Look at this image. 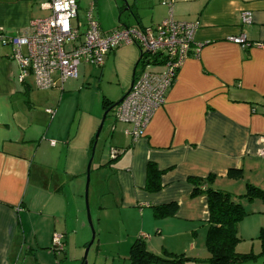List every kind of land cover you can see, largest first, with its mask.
Instances as JSON below:
<instances>
[{
  "label": "crops",
  "instance_id": "crops-1",
  "mask_svg": "<svg viewBox=\"0 0 264 264\" xmlns=\"http://www.w3.org/2000/svg\"><path fill=\"white\" fill-rule=\"evenodd\" d=\"M98 2L77 0L72 24H78L80 31L84 23L80 27L79 9L86 11L93 5L99 23ZM128 2L130 12L118 16L117 26L103 30L99 24L103 33L124 26L153 25L170 16L197 24L194 42L200 44V50L180 65L144 136L132 141L124 133L130 125L115 117L109 126L110 147L122 153L100 162L96 170L106 178L111 175L117 190L112 213L122 229L110 241L117 246L113 260L125 264L137 237L154 253L165 250L195 257L204 246L207 207L205 195H191L194 186L189 178L213 174L212 187L233 195L235 190L243 193L246 182L262 185L247 178V172L264 181V167L259 165H264L259 154L264 146V46L256 44L264 43V0ZM40 5L41 0H0V31L14 35L30 21L47 16L49 11ZM243 12L250 13V23H243ZM238 35H244L248 44L231 39ZM123 46L109 52L106 60L116 57ZM152 66L161 69L158 64L149 68ZM138 71L135 68L134 75ZM18 73L10 44L0 40V264H27V259L20 261L23 254L28 255L29 264H58L53 252V262L44 260V254H51L54 233L63 234L64 249L57 254H62L60 259L75 255L89 240L81 177L86 173L94 135L90 140L88 135L78 137L80 120L71 134L79 107L72 96L78 95L77 88L65 91L63 83L38 89L31 75L20 82ZM41 97L45 100L40 103ZM101 109L104 111L102 104ZM148 163L161 171L160 188L154 192L145 188ZM238 167L243 169L242 178L226 177L229 168ZM71 180L77 183L69 187ZM99 191L96 189L93 208L102 226L108 206ZM172 201L178 205L174 215L154 216V206ZM131 213L134 220V214L138 218L132 230L125 226Z\"/></svg>",
  "mask_w": 264,
  "mask_h": 264
},
{
  "label": "built area",
  "instance_id": "built-area-1",
  "mask_svg": "<svg viewBox=\"0 0 264 264\" xmlns=\"http://www.w3.org/2000/svg\"><path fill=\"white\" fill-rule=\"evenodd\" d=\"M40 6L49 14L30 21L25 30L14 35L0 31V40L10 44L11 58L18 65V80L22 82L31 75L38 89L55 88L67 79L76 78L81 63L102 66L109 52L134 44L145 56L141 55V68L128 92L113 108V115L117 121L130 125L124 133L132 141L144 136L154 111L164 103L180 65L191 53L200 50V44L194 42L197 24L169 16L153 25L124 26L103 33L94 6L90 5L85 11L84 29L80 31L78 24L71 22L77 15V0H41ZM241 17L243 23L251 22L249 12H243ZM231 39L248 44L244 35ZM256 44L264 46L261 42ZM155 64L161 69L149 68ZM47 111L53 113L51 109ZM261 140L264 141V134ZM120 152L109 147L108 155L115 158ZM259 154L264 157V146ZM50 249L56 254L63 251V234L52 235Z\"/></svg>",
  "mask_w": 264,
  "mask_h": 264
},
{
  "label": "rangeland",
  "instance_id": "rangeland-1",
  "mask_svg": "<svg viewBox=\"0 0 264 264\" xmlns=\"http://www.w3.org/2000/svg\"><path fill=\"white\" fill-rule=\"evenodd\" d=\"M126 3L129 5L128 0H99L98 5L100 6L102 13L99 16V24L101 28H103V30H108L109 27L112 28L117 26L119 24L118 16H122L130 12L126 9ZM109 9H111V12ZM84 19L85 11L79 9L78 20L81 25L80 27H83L82 23H84ZM71 22L75 24L76 21L75 19H72ZM138 56L139 49L137 48V46H135L134 44L125 45L121 48L120 51L117 50L116 57L113 58V55L109 56L108 60H106L105 57L104 60H106V62L102 67H96L92 64L87 63L80 64L78 66L77 79L72 80L71 82H69V80L64 82L65 91L76 88V91H78V95H72L74 100L78 101L79 107L73 125L71 127V134L78 127L80 120V130L78 132V137L80 135H88V140H90L91 137L95 135V132L104 113V111H102L101 109V101L103 96L113 102H116L127 92L132 80L133 67ZM140 68L141 63H138L136 66V70H139ZM150 69L155 68L152 66ZM58 95L59 93L57 94L56 99H58ZM44 100L45 98L41 97L40 103ZM43 107L44 105L40 104V109H43ZM112 121L115 122V119L111 110L107 113V117L105 118L98 138L94 144L93 154L91 156L88 184V209L92 226H90L87 220L84 200L86 173L81 177L82 199L85 209V221L89 231V240L92 236V230L94 232V240L86 253L85 264H123L124 262L123 260H113V256L115 254L113 255L112 252L116 250L117 246H113L110 243V241L112 242L115 237H118V228H121V226H118L115 223V217L112 213L113 197L117 190L115 188L114 181L111 178V175L109 178H106L102 174V171L99 172L96 170V166H98L100 162L103 163L110 158L108 155V151L111 145L107 136H109V126ZM77 139L81 140V137ZM89 158L85 163V171L87 170ZM259 165L260 167H264V165H262L261 163H259ZM246 174L248 175L247 178L254 179L257 182H260L259 184H262L261 186H264V181H261L254 172H247ZM98 179L99 181L97 182ZM68 183L69 187H71L75 186L77 182L75 180H71L68 181ZM96 189H99V192H102L104 194L102 195L103 202L108 206V210H106L107 214L103 217L102 226L98 224V217L95 215V210L93 208V206L95 207L94 202L96 200ZM232 192H234V195L236 196H234L235 200L241 202L245 210L248 212V214L245 215L238 223L237 235L239 237V240L236 242L234 250L235 252L240 254H250V256L242 261H239L236 264H264V254H261V240L259 238L260 231L264 229V202H261V200L259 199L247 201V199L245 198L237 197L239 194H241L239 192L242 191L235 190ZM134 215L135 220L133 219V215L132 217H128L129 221L125 220V226L130 228V230H132V228L135 227L138 222L137 215ZM99 226L102 227L101 233L98 228ZM119 233L121 235L122 231H120ZM99 239L101 240L100 243ZM85 247L83 249L77 250V253L75 255H71L66 259H64L63 257L60 259L62 254H56L55 256H57L58 260L55 259V263L82 264ZM52 252L53 251H51L50 255L47 253L44 254V260H46L47 262L51 260V262H53L52 260L54 258V252ZM208 257L209 253L207 252L204 244L201 253H199L198 255L196 254V256L194 257L196 258V260H188L183 264H210L207 260ZM22 259H27V264L30 263L27 254H23L20 257V261ZM125 264H129V262L127 261L125 262Z\"/></svg>",
  "mask_w": 264,
  "mask_h": 264
},
{
  "label": "trees",
  "instance_id": "trees-1",
  "mask_svg": "<svg viewBox=\"0 0 264 264\" xmlns=\"http://www.w3.org/2000/svg\"><path fill=\"white\" fill-rule=\"evenodd\" d=\"M140 53L142 57L145 56L141 51ZM142 57L138 61L141 65ZM137 64L134 65L135 68ZM101 104L104 111H106L115 102L103 97ZM93 142L94 137L91 141L90 150L93 147ZM121 153L122 150L115 158H110V160L116 159ZM160 174L161 171L155 164H147L146 190L150 192L159 190ZM226 177L240 179L243 177V169L241 167L229 168L226 172ZM214 178L213 174H209L205 178H189L194 186L191 195H205L206 197L207 230L204 244L209 253L207 260L210 264H236L250 256V254H240L234 250L235 244L239 240L237 235L238 223L248 212L241 202L235 200V195L228 191L213 188L212 183ZM237 197L245 198L247 201L259 199L261 202H264V189L246 182L244 184V192ZM177 207L178 205L174 201L154 206V216L157 218L172 216L176 213ZM259 238L261 240V254H264V229L260 231ZM188 260H196V258L183 254H173L165 250H162L159 254L154 253L148 250L145 241L141 237L134 239L128 251L129 264H183Z\"/></svg>",
  "mask_w": 264,
  "mask_h": 264
},
{
  "label": "water",
  "instance_id": "water-1",
  "mask_svg": "<svg viewBox=\"0 0 264 264\" xmlns=\"http://www.w3.org/2000/svg\"><path fill=\"white\" fill-rule=\"evenodd\" d=\"M126 4H127V3H126ZM126 6H127L126 9L128 10V4H127ZM140 58H141V53H139L138 59H137V61H136L135 64L138 63V61H139ZM134 70H135V66H134ZM134 70H133V73H132V80H131V82H130V86H129V88L131 87L132 82H133ZM127 92H128V90H127ZM127 92H126V93H127ZM126 93H125V94H126ZM125 94H124V95H125ZM124 95H123L118 101H116L115 104H114L112 107H110L108 110L104 111V113H103V115H102V118H101V121H100V123H99V126H98V128H97V130H96V132H95V135H94V144H95V142H96V140H97V138H98L99 132H100L102 126H103V123H104V121H105L106 114H107L110 110H112V109H113V108H114V107H115V106H116V105H117V104L123 99ZM93 148H94V145H93ZM93 148H92V151H91V156H92V154H93ZM91 156H90V158H89L88 165H87V170H86V182H85V191H84V200H85V208H86L87 220H88V223L90 224V226H92V224H91V218H90V213H89V209H88V184H89V168H90ZM93 240H94V232H93V230H92V236H91L89 242L87 243V245H86V247H85L84 256H83V259H82V264H85L86 253H87V251H88L90 245L92 244Z\"/></svg>",
  "mask_w": 264,
  "mask_h": 264
}]
</instances>
